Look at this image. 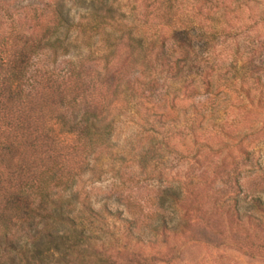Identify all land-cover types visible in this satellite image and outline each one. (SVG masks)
<instances>
[{
    "label": "trees",
    "instance_id": "1",
    "mask_svg": "<svg viewBox=\"0 0 264 264\" xmlns=\"http://www.w3.org/2000/svg\"><path fill=\"white\" fill-rule=\"evenodd\" d=\"M263 78L264 0H0V264H264L260 196L248 211L198 202L190 224V182L157 188L146 211L117 195L129 216L96 208L90 187L103 157L124 179L157 144L190 153L200 95L264 108ZM126 112L136 145L115 152Z\"/></svg>",
    "mask_w": 264,
    "mask_h": 264
},
{
    "label": "rangeland",
    "instance_id": "2",
    "mask_svg": "<svg viewBox=\"0 0 264 264\" xmlns=\"http://www.w3.org/2000/svg\"><path fill=\"white\" fill-rule=\"evenodd\" d=\"M187 38V34L177 37L183 41ZM224 92L216 98L210 96L205 99V95L195 98V103L204 112L203 117H195V122L199 126L201 141L203 138L205 140L190 153L185 148L181 153H175L157 144V154L153 158L149 157L145 168L142 169L132 159L124 162L126 171L131 173L126 174L124 179L119 177L117 171L110 170L109 157L101 158L103 165L100 179L90 184L93 187L92 198L96 200L95 207L99 208L104 201H108L113 210L118 207L124 216H129L126 204L116 202L117 195L128 199L131 211H138L139 207L146 211L157 188L190 182V187L197 190L198 194L194 195V201L183 185L181 191L189 203L181 213L188 212L191 220L189 223L192 224L197 219L198 202L207 201L209 206L217 203L223 207L228 205L231 208L238 207L240 211H248L252 196L264 199V108L259 104L251 105L237 91L226 88ZM130 118V112L116 118V126L110 138L112 151H134V135L138 130ZM247 123L253 125V128L240 132ZM51 126L57 138L67 140L72 137L60 123L54 122ZM225 130L230 131V134H224ZM155 164L156 170L153 167ZM177 220L175 218L171 223Z\"/></svg>",
    "mask_w": 264,
    "mask_h": 264
}]
</instances>
